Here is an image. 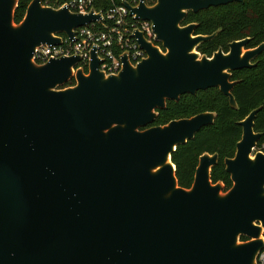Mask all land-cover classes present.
I'll return each instance as SVG.
<instances>
[{
  "label": "water",
  "instance_id": "95a60500",
  "mask_svg": "<svg viewBox=\"0 0 264 264\" xmlns=\"http://www.w3.org/2000/svg\"><path fill=\"white\" fill-rule=\"evenodd\" d=\"M0 0V264H257L264 250V152L253 120L237 122L234 155L223 160L231 186L212 184L216 154L197 159L188 189L177 186L171 154L215 114L203 112L149 126L165 102L217 89L236 109L230 73L247 69L264 43L227 44L210 57L196 52L211 40L180 26L187 12L243 0H155L121 4L150 23L154 43L134 39L144 58L106 75L91 52L33 61L36 48L98 21L66 6ZM163 50V51H162ZM74 81V85L64 87ZM243 237L246 241H240Z\"/></svg>",
  "mask_w": 264,
  "mask_h": 264
},
{
  "label": "trees",
  "instance_id": "16d2710c",
  "mask_svg": "<svg viewBox=\"0 0 264 264\" xmlns=\"http://www.w3.org/2000/svg\"><path fill=\"white\" fill-rule=\"evenodd\" d=\"M66 0H43V6L59 8ZM29 0H20L14 14V22L24 17ZM121 0H95L93 8L103 13ZM194 24L193 35L208 36L218 30L209 41L200 43L196 52L205 57L217 49L226 51V45L233 41L248 39L244 49H253L264 43V0H243L224 6L211 7L195 14L187 12L181 26ZM255 65L230 73V81L236 82L231 96L236 109L228 106L227 98L217 89L198 91L195 95H182L177 102H165V108L157 111V116L149 126H162L172 120L189 118L199 113L215 114L211 125L201 128L185 144L177 146L171 154L177 186L188 189L191 185L197 159L202 154H216V164L210 169L212 184L221 183L224 191L231 186L229 176L224 172L223 160L234 155L235 144L241 135L237 122L242 121L250 111L260 108L253 120V132L260 133L256 151L264 152V50L252 61ZM81 66V65H80ZM85 72L87 68L84 69ZM74 85V81L64 87ZM264 239V233H263ZM243 238H240L242 241ZM264 253V250H263Z\"/></svg>",
  "mask_w": 264,
  "mask_h": 264
},
{
  "label": "built area",
  "instance_id": "2783aa9c",
  "mask_svg": "<svg viewBox=\"0 0 264 264\" xmlns=\"http://www.w3.org/2000/svg\"><path fill=\"white\" fill-rule=\"evenodd\" d=\"M122 1L128 2L132 7L138 3L150 7L155 2V0ZM94 2L95 0H66L60 7L66 6L71 12L82 15L93 10L101 16L88 27L76 29L72 39L58 35L61 39L58 45L39 46L34 51L33 61L42 65L50 59L78 56L80 62L77 68L85 69L91 60V52H94L100 61L99 70L106 75H114L121 70V58L124 55L132 66L142 60L144 53L136 44L134 34L139 32L146 41L154 44L150 23L134 19L122 4L103 13L93 8Z\"/></svg>",
  "mask_w": 264,
  "mask_h": 264
},
{
  "label": "rangeland",
  "instance_id": "374dc122",
  "mask_svg": "<svg viewBox=\"0 0 264 264\" xmlns=\"http://www.w3.org/2000/svg\"><path fill=\"white\" fill-rule=\"evenodd\" d=\"M257 264H264V253H262L257 259H256Z\"/></svg>",
  "mask_w": 264,
  "mask_h": 264
},
{
  "label": "flooded vegetation",
  "instance_id": "af4514ba",
  "mask_svg": "<svg viewBox=\"0 0 264 264\" xmlns=\"http://www.w3.org/2000/svg\"><path fill=\"white\" fill-rule=\"evenodd\" d=\"M180 26H181V24H180ZM154 45L155 46H157L160 50H161V48H160V45L158 44V43H154ZM218 50V49H217ZM216 50V51H217ZM163 51V50H162ZM227 52V45H226V51L225 52H223V53H226ZM211 56V55H210ZM224 190V189H223ZM264 233V232H263ZM241 238H243V237H241ZM240 240V239H239ZM242 241H246V239L245 238H243V240Z\"/></svg>",
  "mask_w": 264,
  "mask_h": 264
}]
</instances>
